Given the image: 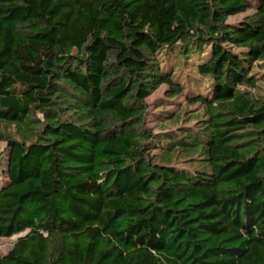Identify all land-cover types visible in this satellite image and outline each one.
Returning a JSON list of instances; mask_svg holds the SVG:
<instances>
[{"label":"trees","instance_id":"16d2710c","mask_svg":"<svg viewBox=\"0 0 264 264\" xmlns=\"http://www.w3.org/2000/svg\"><path fill=\"white\" fill-rule=\"evenodd\" d=\"M256 67L264 0H0V264H264Z\"/></svg>","mask_w":264,"mask_h":264},{"label":"rangeland","instance_id":"374dc122","mask_svg":"<svg viewBox=\"0 0 264 264\" xmlns=\"http://www.w3.org/2000/svg\"><path fill=\"white\" fill-rule=\"evenodd\" d=\"M244 16V14H238V15H235V16H231L228 18V21H237V20H240L242 19V17ZM264 70L262 69V67H256L254 72L257 73V74H260L262 73ZM261 86H257L255 88V90H253V92L257 93L260 95V93L264 94V83H261L260 84ZM164 87L165 86H160L151 96H149L147 99H146V102L150 108V111L152 114H156V113H159L162 109L160 107H155L156 106V102L161 98L163 97V92H164ZM207 87V83H205L202 87H201V90L204 91ZM185 106V110H188L189 112L190 111H195V109H198L196 105H187V104H184ZM167 109H170V108H167ZM182 121V120H180ZM195 120H192L190 123H193ZM147 126L151 127L155 132H159L161 131L160 130V126H159V122H155L153 120V116L151 114L148 115V118H147ZM184 123L183 122H179L178 125H183ZM177 125L176 124H173V125H169L168 124L166 125V127L168 128H175ZM19 235H13L11 237H4V238H1L0 240V253H5L7 252L11 246L13 245V243L15 242L16 238L18 237Z\"/></svg>","mask_w":264,"mask_h":264}]
</instances>
